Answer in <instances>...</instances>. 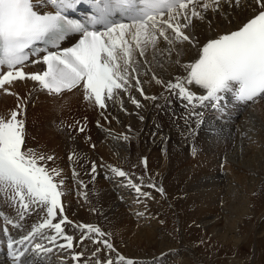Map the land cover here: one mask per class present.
Returning <instances> with one entry per match:
<instances>
[{
  "label": "bare ground",
  "instance_id": "bare-ground-1",
  "mask_svg": "<svg viewBox=\"0 0 264 264\" xmlns=\"http://www.w3.org/2000/svg\"><path fill=\"white\" fill-rule=\"evenodd\" d=\"M250 14L248 0H241L239 8L222 4L221 12L213 13L209 10L205 13L204 21L193 18L194 27L191 31L202 43L208 36L235 29ZM181 48V55L177 56V51H171L170 54L169 46L164 44L161 38L158 50L149 48L145 57H139L137 53V59L146 61L141 67L139 78L147 96L156 95L163 87L152 79L153 74L167 83L175 82L176 77L182 78L186 73L181 65L191 62L196 50L187 43L177 45V50ZM177 59L180 64L176 63ZM149 68L151 71H148ZM30 70L29 73L37 71L34 66H31ZM32 84L34 81L25 79L5 86L14 94H1L0 117L8 118L10 111L19 104L14 97L25 98ZM129 92L130 95L128 92H120L113 99H106L104 109H100L94 101L85 100L83 91L79 90L65 94L67 104H59L57 100L51 101L52 98L44 92H35L32 95L33 102L28 113L33 117H30L29 123L33 124L25 126L26 146L37 153L54 157L52 161L41 163H46L49 169L60 171L56 180H63L61 199L62 203L63 200L68 202L67 205L63 203L64 213L75 222L73 227L69 226L70 233L75 236L72 249L60 247L64 245V241L59 240L58 236L54 243L51 242L50 237L56 236L54 229L45 228L36 233L31 240L52 251L40 253L37 258L33 257V264H97L98 260H116L118 255L133 260L134 264H187L189 252L186 248L180 249L172 245L170 235L164 233L163 226V236H157L162 217L156 208L163 207L164 200L155 197L153 203H150L152 194L142 191L144 186L153 191L154 188L148 187L149 184H155L157 188L162 187L166 195H170V199L174 194L180 193L184 198L171 203L175 204V208L179 207L185 211L182 215L185 222L203 224L219 239L229 241L231 246L237 245L239 235L235 230L245 218L249 219L250 214L258 218L264 216L262 97L242 104L244 108L231 106L226 99L222 101L220 110L210 102H205V106L195 109L202 115L194 118L189 116L191 106L186 107L187 101L176 94L178 90H171L170 93L162 95L163 97L170 94L167 98L172 99L176 110L169 112L164 104L160 105L162 110L157 109L161 96L151 107L150 102L153 100L144 99L135 87ZM204 92L205 90L200 89L199 94ZM131 98L137 99L141 107L137 108ZM50 102H53V106H50ZM75 102L78 105L81 102L84 104L80 108L81 114L78 112V115L82 117V112L91 114L92 117L88 121L97 126L88 133L90 141H79L81 136L72 137L78 135L75 129L69 134L67 128L51 126V109L57 108L58 111L66 107L67 110L59 116L62 117L72 105L75 106ZM149 106L150 113L146 124H143L142 116ZM154 110L157 111L156 114ZM206 114V122L200 125V119H204ZM82 119L86 121V117ZM195 129L199 132L196 133ZM145 131L146 136L143 135ZM62 132L71 137L69 142L62 138ZM93 163L96 165L94 173L91 170ZM143 167L144 172L151 173L149 177L142 178L141 182V177L137 176L143 174ZM113 169L124 171L126 176H118ZM129 180L132 184L139 185L142 192L150 193V197L138 194L130 186ZM10 195L11 193L6 195L0 192V219L12 221L9 229L15 236L43 222L45 212L32 205V213L29 214L19 208L18 204L10 202ZM73 207L77 209L73 210ZM77 224L99 227L107 235L94 238L107 239L113 244L115 251L109 252L103 244H95L87 239L81 245V230L76 227ZM66 225L68 228L69 224ZM83 235H88L86 229L83 230ZM97 248L101 250L93 256L92 251ZM135 249L136 252L140 249L151 252V255L138 256L133 253ZM81 252L83 256L80 260H73V254ZM0 264H4L1 256Z\"/></svg>",
  "mask_w": 264,
  "mask_h": 264
},
{
  "label": "snow or ice",
  "instance_id": "snow-or-ice-1",
  "mask_svg": "<svg viewBox=\"0 0 264 264\" xmlns=\"http://www.w3.org/2000/svg\"><path fill=\"white\" fill-rule=\"evenodd\" d=\"M41 4H50L54 10L41 11ZM222 4L239 8L241 0H0V89L14 94L5 86L25 79L38 82L40 89L50 94L82 88L84 99L94 101L100 109L106 107V99L129 92L132 87L144 99L155 100L157 97L147 96L142 87L139 77L146 61L137 59V53L145 57L149 48L158 50L162 38L170 54L177 51V56L181 55L182 48L177 50V45L185 43L196 50L191 62L181 65L186 77H176L175 82L167 83L155 74L152 77L168 90H178L176 94L187 101L185 106H191V115L199 118L202 113L195 109L205 106V102L220 109L227 95L238 102L255 101L264 96V0H248L251 14L235 30L208 36L206 42L201 43L191 31L193 18L204 21L209 10L221 12ZM82 5H87L93 13L89 24L66 15ZM116 16L120 17L119 21ZM70 34L78 35V42L60 48V43ZM37 42L50 46L42 50L44 54L40 59L33 61L46 67L41 72L26 73L23 70L29 59L26 50L35 55L33 46ZM176 63L180 64V60ZM192 85L199 86L206 94L197 95L190 89ZM131 102L141 107L137 99L131 98ZM23 115L24 106L18 104L17 110L10 111L9 118L0 117V192L11 193L9 201L24 211H31V206L35 205L45 212V217L32 233L17 243L24 246L36 233L49 228L56 233L50 237L51 242L59 236L67 241L66 247L72 249L74 238L66 235L62 227L73 222L63 215L60 189L64 182L56 180L60 171L41 163L54 160L53 156L27 148L25 120L18 118ZM79 130L83 132L84 128ZM91 170L96 171L95 163ZM113 171L120 177L126 176L122 170ZM129 184L138 194L150 197V193L142 192L131 180ZM148 187L156 188V185ZM156 190L164 194L162 187ZM58 216L61 217L59 222L53 223ZM7 222L12 223L11 220ZM76 227L81 230V245L87 239L103 244L109 252L115 251L107 239L94 238L107 235L99 227L89 224ZM85 229L87 236L83 235ZM8 249L13 264H23L22 257L29 250L42 254L52 251L40 243L31 249L22 247L14 251L11 241ZM100 250L97 248L96 252ZM82 256L81 252L72 258L80 260ZM97 264H134V261L118 255L116 260H98Z\"/></svg>",
  "mask_w": 264,
  "mask_h": 264
},
{
  "label": "rangeland",
  "instance_id": "rangeland-1",
  "mask_svg": "<svg viewBox=\"0 0 264 264\" xmlns=\"http://www.w3.org/2000/svg\"><path fill=\"white\" fill-rule=\"evenodd\" d=\"M128 94L130 95L131 93L128 92ZM165 94H163V95H165ZM161 97H162V95H161ZM161 97L159 99V101L161 103L158 104L159 106H157L158 110H162L160 108V105H163V104L166 105L165 107H166L167 112L171 111L172 109L176 110L174 108L172 99L167 98L166 96H163L162 98ZM49 104H50V106H52V102H50ZM75 106L77 107L78 112H81V110L78 109L79 105L77 102H75ZM75 106L72 105L73 109H76ZM149 108H150V106H149ZM53 110L54 109H51V117H49V118H52L51 123L54 121V124H55V123H58V121H59L57 119V114H58V116H60V114L64 110H62V111L58 110L57 111V108L55 109V111H53ZM133 112H135V111H133ZM154 113L156 114L157 111L154 110ZM190 113L191 112L189 111V116L192 117L193 115H191ZM208 114H210V112H208ZM208 114L205 115V117L203 119L204 121L207 120ZM33 122H34V120H33ZM154 122H155V120L153 121V123ZM29 124H33V123L30 122ZM92 125H93V123L91 125L90 124L88 125L89 129H87L88 131L86 132V136H87V133L90 132ZM93 128H95V127H93ZM146 134H147L146 131L143 132L144 136H146ZM61 135H62V138H65L66 141L69 142V139L71 137H68L63 132L61 133ZM75 136H78V135H74L72 137H75ZM150 137L151 136H149V138ZM86 138H87V140L90 141V139L88 137H86ZM82 139L83 138L80 137L78 140L81 141ZM150 139H148V142L150 141ZM143 142H144L143 145H145V141H143ZM193 145H194V143L191 144L192 147H193ZM229 149L231 150L232 146H230ZM134 154L137 155L136 153H134ZM247 156H249V155H247ZM123 164H126V163H123ZM123 167H126V166L123 165ZM144 169L145 168L143 167L142 168L143 174L140 176H137V177H141V180L139 178V180L141 182H143L142 181L143 179L149 177V173H151V172H146V171L144 172ZM83 173H86V172L83 171ZM239 176H240V173H239ZM140 181H139V183H140ZM149 182L152 183V181H149ZM238 183H239V181H238ZM146 187L147 186H144V188H142V191L150 192L152 195L154 193V195L153 196L151 195V197L149 198L150 203L151 202L153 203L155 197L159 198V200L160 199L164 200L163 201V207L160 206V209L156 208L158 214L162 217L161 228L159 229L160 231L157 233V236H159V237L163 236V233L161 231L162 226H163L164 233L166 232L167 235H170L169 240L172 242V245H174L175 247L180 248V249L186 248V250L189 252V256L187 257V259H188L187 264H264V233H263L264 232L263 231L264 230V216L263 215L259 216V218H258L257 216L250 214L248 216L249 219L245 218L244 221L242 220L243 223L238 225L236 227V230H235V232L238 233V235H239V240L237 242V245L231 246L229 241L225 242V241L219 239L218 237H216L215 233L209 232L204 227L203 224H195V223L193 224V222H185V220L183 219V216H182L185 213V211L179 207L175 208V204L171 203V201L174 202L176 199L184 198L182 195H180V193L174 194L173 197L170 199V197H169L170 195H166L165 192L163 195L160 192H158L156 190L157 186H156V188H154L153 191H151L149 189L147 190ZM160 194L162 195L161 198H160ZM146 200H148V197ZM146 202H148V201H146ZM65 203H68V202L64 201V204ZM65 205H67V204H65ZM75 205L77 206L76 201H75ZM75 205H74V207H75ZM156 206H157V203H156ZM165 206H167V207H165ZM74 207H73V210L77 209V207L76 208H74ZM96 238H98V236H96ZM86 246H88V245H86ZM93 251L96 252V250H93ZM93 251H92V254L94 253ZM136 251L137 250L135 249V251L133 253H136V255L140 254L141 257L143 255H151V252L147 253L146 251H142V249L138 250V252H136ZM140 255H138V256H140Z\"/></svg>",
  "mask_w": 264,
  "mask_h": 264
}]
</instances>
